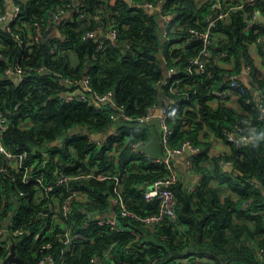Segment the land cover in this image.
I'll return each instance as SVG.
<instances>
[{"label": "trees", "instance_id": "1", "mask_svg": "<svg viewBox=\"0 0 264 264\" xmlns=\"http://www.w3.org/2000/svg\"><path fill=\"white\" fill-rule=\"evenodd\" d=\"M74 1L12 0L19 12L5 28L0 26V110L9 119L16 111L22 121L11 116L1 137L4 145L14 152L26 151L25 161L35 162L30 174L42 175L45 184L61 173L95 169L119 178V192L128 209L139 215L156 213L157 202L147 201L143 192L168 171L142 155L134 156L130 146L136 140L151 139L149 124L137 130L133 121H113L107 104L96 109L77 99L65 101L64 96L88 76L91 91L86 93L111 91L127 113L141 116L159 103L157 80L164 68L173 66L174 78L180 79L174 91L160 89L163 99L178 103L166 116L172 128L170 144L189 140L199 152L193 158V174L179 171L181 176L172 186L177 223L164 218L149 227L119 215L117 208H111L113 178L75 182L88 199L74 203L67 226L86 239L79 240L62 260L56 237L62 229L50 221L45 224L40 213L51 194L46 196L37 184L23 183L21 174L0 154V166H6V171H0V227L11 217L25 229L16 239V254L25 264H38L46 254L63 262L59 264H185L196 259L213 264H264V258L256 255L264 245V120L258 108L260 102L264 106V41H260L264 27L260 23L248 27L255 9L264 12V0H228L242 6L231 9L225 20L218 19L214 29L228 52L229 65L208 62L206 72L192 74L186 69L187 60L198 52L201 42L173 50L169 46L186 41L191 27L205 26L211 0H161L160 10L152 11L144 3L157 5L159 0H77L71 17L64 18L63 11ZM7 9V1L0 0V16ZM80 11L85 16L79 17ZM54 13L59 15L60 33L44 40L57 17ZM168 13L172 16L164 34L162 16ZM110 28L117 30L115 38L107 35ZM88 31L94 36L83 38ZM101 41L104 45L98 48ZM252 47L263 69L252 66L251 87L238 97L239 105L216 101L211 90L224 86L230 75H239L244 64L252 63ZM18 67L21 80L15 74ZM65 79L74 83L68 85ZM254 90H258L256 97ZM78 126L101 136L94 142L84 132L72 134ZM111 126L119 134L109 132ZM224 132L253 138L239 146L225 140L229 151L212 155L211 137L224 138ZM227 161L233 169L223 164ZM192 184L195 187L190 189ZM65 194L64 186L54 193L58 201ZM113 212L127 227L125 231L95 225V214ZM47 229H51L48 235L34 238L36 232ZM6 242L2 238L0 264H14L4 262ZM44 243H50V248L41 250Z\"/></svg>", "mask_w": 264, "mask_h": 264}, {"label": "built area", "instance_id": "2", "mask_svg": "<svg viewBox=\"0 0 264 264\" xmlns=\"http://www.w3.org/2000/svg\"><path fill=\"white\" fill-rule=\"evenodd\" d=\"M159 0L158 2H160ZM255 0H245V3H251ZM13 14L12 18H15L19 12V6L13 4ZM144 6L150 10H160L161 2L157 5L152 3H144ZM242 6V3L237 5H232L228 0H211L210 4V13L205 17V26L201 29L190 28L188 29L190 32V36L186 41L170 44L169 50H173L175 48H180L181 46L187 44H193L195 42L200 41L201 46L197 53L190 55L187 60L186 69L187 71L192 73H204L207 71L208 62H214V64L223 65L225 68L229 65L228 61V52L223 48L218 50V47H222L220 41V35L215 31V23L218 19L225 20L228 16V13L233 8H239ZM8 11L0 16V19H5ZM216 14L215 18H212V14ZM53 16H57L56 13ZM85 16L84 12H79V17ZM172 14H166L162 16L164 34L165 29L168 28V23L170 21ZM262 16V12L260 9H255L252 17L249 21L248 27L254 23H260L264 27V20L261 21L260 17ZM107 35L111 38H115L118 35V32L115 28H110L107 31ZM94 36L93 31H88L83 35L85 37ZM165 38H168L167 35ZM260 41H264V37L260 39ZM104 42L101 41L98 44V48H102ZM255 51L256 57L252 55V52ZM214 55V56H213ZM252 55V63L244 64V68L242 67V74L246 76L248 81L252 80V66H255V61L257 60L259 54L256 49L252 47L251 50ZM261 58V57H260ZM163 59H165L163 57ZM166 62V61H165ZM175 69L173 66H169L164 68L163 76L157 80V85L160 89L163 87H168L169 90L174 91V84L179 82V78H174ZM16 78L17 80L22 79L21 68L18 67L16 69ZM68 85L73 84L74 82L65 79ZM81 84L83 86V90L81 91H73L64 96L65 101H73L75 99L80 100L82 102L87 103L88 105L95 106L96 109L106 108L104 104H107L111 107L110 117L116 123H125L127 121H133L135 125H137V130H142L146 124H149L153 118H157L160 127V144L162 148V152L157 155L150 154L146 149V142L143 140H136L130 144L131 152L134 156L142 155L148 161L164 166V168L168 171V174L164 177H159L152 181L147 188L144 190L143 195L147 201H156L158 205V210L156 213L147 214V215H139L134 211L128 209L126 201L123 199L119 192V178L117 176H109L103 174L102 172H98V170L91 169L87 172L80 173H61L59 174L55 181L52 183L45 184L43 183L42 175H31L30 172L35 166V162L28 163L25 161L27 158V152H14L9 150L1 140L3 131L8 127L11 122V116L17 117L20 121V117L16 111L10 113V119L2 113L0 110V154H2L6 159L8 166L12 167L13 170L18 171L21 174V180L23 183L39 185L46 192V196H49L48 193L51 194L49 197V201L46 203L45 207L41 210L42 218L44 219V223L56 226L57 224L61 227L62 231L56 233V237L61 242V260L63 259V254L67 251L71 250L79 240L86 239L85 234L80 231H73L72 228L67 226V221L69 219V213L71 209L77 202H85L88 199L87 193L80 191L74 186L75 182L81 181L84 178H95L97 180H103L106 178L114 179V187L112 189V197H111V208H117L118 214L121 216H129L134 218L136 221L142 223L144 226L155 227L158 225L164 218L169 219L170 221L177 223L178 216L176 212V196L172 189L173 184L180 178V172L174 167V157L178 155L185 156V164H184V173L187 175L193 174V158L199 152V147L195 146L189 140H185L179 145H171L170 138L172 134V128L166 121V116L168 111L171 109L177 108L178 103L175 102L172 98L169 97L164 98L165 105L161 110L159 115L154 114L157 105L150 107L146 114L141 116H133L127 113L125 105L119 104L113 98V93L111 91L98 94V93H86L91 91L89 77L86 76L81 80ZM247 91V87L245 84L238 78L237 74L230 75L227 83L224 86L211 90V94L213 95L216 101L224 102L226 105H239L237 99L239 96L245 94ZM246 103L250 102V97L246 96L244 98ZM260 111V118L264 120V106L262 102L258 105ZM17 109V105L15 106V110ZM113 127V126H111ZM112 132L117 135L119 134V130ZM224 140L227 142L233 143L235 146H239L241 142H246L253 138L252 135H241L236 136L231 132H224ZM92 141L97 142L98 140L94 138ZM224 165H231L230 162L223 163ZM0 171H6V166H0ZM66 187V194L61 201L55 197L54 193L58 189V187ZM19 194H23L22 191ZM75 203V204H74ZM16 214L15 211L13 212ZM12 213V214H13ZM11 214V215H12ZM86 222V221H85ZM95 225L96 226H105L108 229H115L117 231H125L126 226L120 221L116 212L111 214L102 215L100 213L95 214ZM24 228L21 226H16L15 220L11 217L3 223L0 227V245L2 238L6 239L7 244V254L10 251V242L11 239H18L23 233ZM51 229H47L46 231H38L35 233L34 238H38L43 235L46 236L49 234ZM50 243H44L41 247V250L44 248H50ZM256 255L259 260H263L264 255V245L260 246L256 250ZM63 263L60 261H56V259L51 254L43 255L39 260L38 264H59ZM96 264H99L96 262ZM176 264H182L177 262Z\"/></svg>", "mask_w": 264, "mask_h": 264}, {"label": "crops", "instance_id": "3", "mask_svg": "<svg viewBox=\"0 0 264 264\" xmlns=\"http://www.w3.org/2000/svg\"><path fill=\"white\" fill-rule=\"evenodd\" d=\"M12 3V1H11ZM9 6V3L7 2V8ZM78 6V1L75 0L74 3L72 4L71 8H68L67 10L63 11V16L64 18H70L71 15L73 14V12L76 10ZM8 10V9H7ZM262 16L264 17V12L262 13ZM52 21V20H51ZM50 21V23H51ZM59 21V15L57 17L54 18V22L53 25L51 27V30L49 31L48 36H54V35H59V29L57 27L58 22ZM100 35V32L98 33V36ZM252 55L254 57H256V53L255 51L252 52ZM75 61V58L72 57V62ZM255 66L259 69V71H261L263 69V64H262V60L260 57L257 58V60L255 61ZM242 75V70L240 72V74L238 75V78L241 80L240 76ZM82 84L81 86H79L76 91H81L82 90ZM150 130H151V139L146 143L145 145V149L153 155H157L160 154L162 152V148H161V144L159 141L160 138V127H159V122L157 120V118H153L150 123ZM211 145H210V152L213 154H221L224 152H228L229 148H228V144L226 143V141L224 140L223 137L221 136H212L211 137ZM184 164H185V156L184 155H178L176 157H174V167L178 170L183 172L184 169ZM192 181L196 180L195 178H192ZM195 184L190 185V189H193L195 186ZM185 264H213V262L209 261V260H203V259H196L195 261H191V262H186Z\"/></svg>", "mask_w": 264, "mask_h": 264}, {"label": "water", "instance_id": "4", "mask_svg": "<svg viewBox=\"0 0 264 264\" xmlns=\"http://www.w3.org/2000/svg\"><path fill=\"white\" fill-rule=\"evenodd\" d=\"M8 3H9V6H8V13H7V16L5 19H0V26L2 28H5L7 24L10 23V21L12 20V14H13V5L11 3L12 0H6ZM128 2L130 0H127ZM152 11V10H151ZM212 18H215L216 17V14H212L211 15ZM260 20L263 21L264 20V17L261 16L260 17ZM49 36L47 35L44 40L48 39ZM98 38L96 37L95 38V41H97ZM222 49V47H218V50ZM214 56V55H213ZM244 68V66H242ZM242 82L245 84V86L247 88H250L251 87V84L250 82L248 81V79L246 78V76L244 74H242L240 76ZM258 95V90H254L253 91V96L256 97ZM158 99H159V103L157 104V107L155 109V112L154 114L156 115H159L161 113V110L162 108L164 107L165 105V101L163 99V94H162V91L159 89L158 90ZM113 129V127H110L108 129V131L110 132L111 130ZM86 133L94 138H99L101 135L100 134H92L89 130H85V129H81L79 126L78 127H75L71 133L72 134H79V133ZM228 170H231L233 169V165H228L227 166ZM15 245H16V242L14 241V239H11V242H10V251L9 253L6 255L5 259H4V262H9V263H14V264H25L24 260L22 259V257H20L18 254H16V251H15Z\"/></svg>", "mask_w": 264, "mask_h": 264}]
</instances>
